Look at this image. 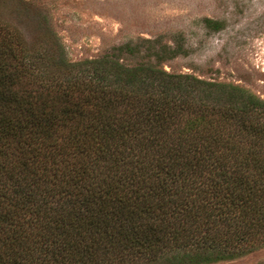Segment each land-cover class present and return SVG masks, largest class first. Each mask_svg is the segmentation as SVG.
<instances>
[{
    "label": "trees",
    "instance_id": "trees-1",
    "mask_svg": "<svg viewBox=\"0 0 264 264\" xmlns=\"http://www.w3.org/2000/svg\"><path fill=\"white\" fill-rule=\"evenodd\" d=\"M18 37L0 43V264H203L264 234V101L108 57L43 62Z\"/></svg>",
    "mask_w": 264,
    "mask_h": 264
},
{
    "label": "rangeland",
    "instance_id": "rangeland-1",
    "mask_svg": "<svg viewBox=\"0 0 264 264\" xmlns=\"http://www.w3.org/2000/svg\"><path fill=\"white\" fill-rule=\"evenodd\" d=\"M11 33L43 62L108 57L233 85L264 101V0H0L1 45L16 46ZM125 45L137 50L120 53ZM165 47L180 53L157 62ZM110 106L113 119L135 112L124 101ZM197 116L185 113L187 122L208 120ZM244 244L237 255L203 264H264V234Z\"/></svg>",
    "mask_w": 264,
    "mask_h": 264
}]
</instances>
